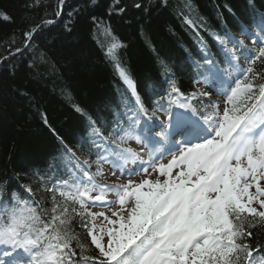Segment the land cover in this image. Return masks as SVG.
<instances>
[{
    "label": "snow or ice",
    "instance_id": "obj_1",
    "mask_svg": "<svg viewBox=\"0 0 264 264\" xmlns=\"http://www.w3.org/2000/svg\"><path fill=\"white\" fill-rule=\"evenodd\" d=\"M64 2L60 0L56 17L63 14ZM33 6L40 7L38 3L28 7ZM134 7L144 6L136 3ZM0 18L14 22L6 11L0 12ZM54 22L42 20L24 31L29 43L17 48L13 58L22 56L41 28ZM98 23L93 16L92 26ZM251 27L242 28L241 35L258 45L255 50L246 48L227 30L214 35L222 60L204 50L202 64L195 66L194 83L200 87L187 96L180 93L174 73L162 64L166 87L157 92L156 85L150 90L146 86L142 98L117 62L115 66L133 98L132 107L124 119L107 126L100 117L89 118V135L80 148L83 151L87 146L88 156L94 159L81 161L73 148L57 137L59 159L66 162L63 170L68 179L53 181L46 189L54 198L59 192L79 205V210L73 207L71 212L80 217V226L87 230L98 255L76 258L68 219L60 218L69 213L68 207L60 216L53 214L42 221V214L21 199L20 190L0 178V264H264V244L249 243L253 229L264 227V17L255 24L257 32ZM65 31L72 32L71 21L65 24ZM124 46L113 36L104 55L115 62L118 49ZM0 63H7V58ZM8 70L14 76L17 66ZM214 93L225 98L223 106L211 100ZM173 104L178 105L175 111ZM75 110L82 111L79 107ZM158 111L165 121L159 120ZM130 140L147 150V161L122 146ZM165 155L171 159L160 163ZM128 163L139 164V169L129 170ZM105 164L113 176L119 172L117 179L124 175L146 177L149 169L158 176L155 180L100 184L96 177L103 175ZM93 166L95 172L91 171ZM40 179L42 185L47 183L46 178ZM253 187L255 192L250 191ZM22 191L29 199L34 195L31 186H22ZM109 193L116 200H108ZM254 202L261 210L253 207ZM89 204L110 210L113 204L118 207L109 216L91 212ZM57 207L54 203L53 213ZM97 217L111 225L106 233L101 228V234H96Z\"/></svg>",
    "mask_w": 264,
    "mask_h": 264
},
{
    "label": "trees",
    "instance_id": "obj_2",
    "mask_svg": "<svg viewBox=\"0 0 264 264\" xmlns=\"http://www.w3.org/2000/svg\"><path fill=\"white\" fill-rule=\"evenodd\" d=\"M34 3L40 7H28ZM59 3L0 0V12L6 11L14 19L0 18V59L7 58V63H0V178L20 190L21 199L42 214V221L53 214L60 216L68 207L69 213L60 218L68 219L76 258L94 257L98 250L80 226V217L71 212L73 207L79 210V205L59 192L54 198L46 190L53 181L68 179L63 170L66 162L59 159L57 137L76 155L94 159L88 156L87 146L83 151L80 148L89 135V118L100 117L107 126L124 119L134 103L115 66L117 62L135 82L142 98L146 86L150 90L156 85L157 92L166 87L162 64L174 73L180 93L187 96L199 87L194 83L195 66L202 64L204 50L222 60L214 35L227 30L249 38L241 35V29L251 25V31H258L255 24L264 17V0H65L63 14L56 17ZM136 3L144 7L136 9ZM121 8L123 13L118 11ZM93 16L99 21L95 27L91 24ZM42 20L55 22L42 27L24 54L13 58L11 52L29 43L24 31ZM69 21L71 33L65 31ZM113 36L125 45L118 49L115 62L104 55ZM244 45L253 50L258 47L254 43ZM29 64L34 67L29 68ZM12 66H17L14 76L8 70ZM16 89L27 96L18 95ZM77 107L82 111L77 112ZM53 156L58 159L54 161ZM91 171L95 172V166ZM41 177L47 183L42 185ZM22 186L32 187L31 199ZM54 203L58 205L55 213ZM253 234L249 243L264 244V227L257 226Z\"/></svg>",
    "mask_w": 264,
    "mask_h": 264
},
{
    "label": "rangeland",
    "instance_id": "obj_3",
    "mask_svg": "<svg viewBox=\"0 0 264 264\" xmlns=\"http://www.w3.org/2000/svg\"><path fill=\"white\" fill-rule=\"evenodd\" d=\"M246 41H248V40L246 39ZM203 90H207V89L206 88H203ZM177 99H179V98H177ZM211 99L212 100L219 99L221 106H223L224 100H225L224 97L218 96L215 93L212 95ZM177 108H178V105L173 104L172 110L175 111V110H177ZM161 116H162V121H165V116L163 114ZM128 145L130 147L132 146L134 149H138V153H140V155H141V157H142L143 160L147 161L149 159V156L147 154V150L146 149L142 150L141 146L135 140H130L128 142ZM153 155H155V153ZM170 159H171L170 156L165 155L163 157V159L160 160L159 162L166 164ZM242 163L246 165V161H243ZM127 168L129 170H131L133 168L139 169V164L128 163L127 164ZM175 171L176 170H174V172ZM103 173H104L103 178H107L109 180H113L114 181V182L109 183V185H112V184H126L129 179H133V180H137V181H139V179H141V178H147V179H150V180H155L157 178V176H158V173L152 172V170L149 169V173L150 174L147 175L146 177H143V176H139V177L138 176L129 177L127 175H124L120 179H117V176L120 175L119 172L117 173V176H113L111 174V172L109 171L108 164L104 166ZM160 179L163 180L164 177H160ZM261 185H262V187H264V181H261ZM250 191L255 192V188L253 187L252 189H250ZM95 194H97V193H92V195H95ZM107 199L108 200H116V196L113 195V194H111V193H109L107 195ZM89 205L91 206V204H89ZM117 207H118L117 204H113V205H111V210H115ZM253 207H256L258 210H261V209H259V205L257 203H255V202L253 203ZM93 209H94L93 211H95V213H97V212H104L105 214L111 216V210L109 208H105V207H101V206L97 205V206H93ZM95 225H96V234L97 235H100L101 234L100 233V229L101 228H104L105 229V233H106L107 228L108 227H111V225H107V222L103 220V217H97L95 219ZM116 227L118 228V225ZM106 240H107V236L105 234L104 235V240L102 242L103 243H106Z\"/></svg>",
    "mask_w": 264,
    "mask_h": 264
},
{
    "label": "water",
    "instance_id": "obj_4",
    "mask_svg": "<svg viewBox=\"0 0 264 264\" xmlns=\"http://www.w3.org/2000/svg\"><path fill=\"white\" fill-rule=\"evenodd\" d=\"M22 49V48H21ZM15 51H13V52H11V53H14ZM0 61H1V59H0Z\"/></svg>",
    "mask_w": 264,
    "mask_h": 264
}]
</instances>
